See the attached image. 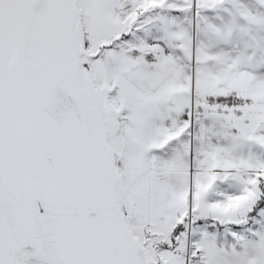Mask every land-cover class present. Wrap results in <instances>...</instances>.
I'll list each match as a JSON object with an SVG mask.
<instances>
[{
	"label": "snow or ice",
	"instance_id": "obj_1",
	"mask_svg": "<svg viewBox=\"0 0 264 264\" xmlns=\"http://www.w3.org/2000/svg\"><path fill=\"white\" fill-rule=\"evenodd\" d=\"M0 264H264V0H0Z\"/></svg>",
	"mask_w": 264,
	"mask_h": 264
}]
</instances>
